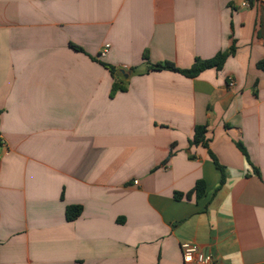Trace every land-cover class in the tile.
I'll list each match as a JSON object with an SVG mask.
<instances>
[{
  "label": "crops",
  "instance_id": "crops-1",
  "mask_svg": "<svg viewBox=\"0 0 264 264\" xmlns=\"http://www.w3.org/2000/svg\"><path fill=\"white\" fill-rule=\"evenodd\" d=\"M263 60L264 0H0V264H264Z\"/></svg>",
  "mask_w": 264,
  "mask_h": 264
},
{
  "label": "trees",
  "instance_id": "trees-1",
  "mask_svg": "<svg viewBox=\"0 0 264 264\" xmlns=\"http://www.w3.org/2000/svg\"><path fill=\"white\" fill-rule=\"evenodd\" d=\"M72 47L78 51L83 52V50L79 47H76L73 45H72ZM233 53H234V48H231L228 51L219 52L215 57H213L212 59H209V60L197 59L190 69H179L176 67V65L174 63L165 62V63H158V64L150 65L147 71H149V72H151V71H153V72L154 71L155 72L171 71V72L180 73V74H182L186 77H189V78H194V77H197L201 72H203L205 70L215 69L217 71H222L228 57L231 56V54H233ZM143 57L145 60H148V53L145 52ZM103 65L110 70L112 76L115 79L118 78L116 76L117 70L113 66H111L109 64H105V63H103ZM258 68L264 72V60L258 64ZM126 90H127L126 86H120L118 83H114L112 93L114 94L117 91H126ZM206 134H207V128L205 126H197L195 129V134H194L193 140L191 141V144L196 145V146L201 145V146H204L205 148L209 149V141L206 139ZM236 145L239 148V150L242 152V154L245 156L248 164L252 165L249 154L247 152V149L245 148L243 143L237 142ZM210 155H211L212 159L214 160L216 167L218 169H220L221 171H223V168L218 163L217 159L212 154V152H210ZM257 174H259L258 169H257ZM223 184H224V179H222L221 186H223ZM193 193L196 194L197 198H201L202 196H204L206 193L205 183L204 182H198L195 189L191 193L188 194V197H191V195ZM81 211H82V208L79 206L68 207L67 208V219L69 221L76 220L81 215Z\"/></svg>",
  "mask_w": 264,
  "mask_h": 264
},
{
  "label": "built area",
  "instance_id": "built-area-1",
  "mask_svg": "<svg viewBox=\"0 0 264 264\" xmlns=\"http://www.w3.org/2000/svg\"><path fill=\"white\" fill-rule=\"evenodd\" d=\"M242 7L249 8L248 1L242 4ZM108 47V46H107ZM233 85V83H231ZM2 157L0 156V160ZM183 262L184 264H214L212 254H205L199 245L195 243H184L182 245Z\"/></svg>",
  "mask_w": 264,
  "mask_h": 264
},
{
  "label": "water",
  "instance_id": "water-1",
  "mask_svg": "<svg viewBox=\"0 0 264 264\" xmlns=\"http://www.w3.org/2000/svg\"><path fill=\"white\" fill-rule=\"evenodd\" d=\"M119 76H125V77H129L131 75V72H125L124 70H122L121 73L118 74Z\"/></svg>",
  "mask_w": 264,
  "mask_h": 264
}]
</instances>
